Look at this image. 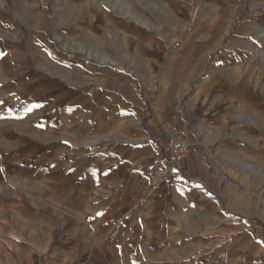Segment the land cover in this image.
<instances>
[{
    "label": "crops",
    "instance_id": "obj_1",
    "mask_svg": "<svg viewBox=\"0 0 264 264\" xmlns=\"http://www.w3.org/2000/svg\"><path fill=\"white\" fill-rule=\"evenodd\" d=\"M60 1L0 0V264H178L182 243L191 264H264V67L229 69L207 25L164 83L155 1Z\"/></svg>",
    "mask_w": 264,
    "mask_h": 264
},
{
    "label": "rangeland",
    "instance_id": "obj_2",
    "mask_svg": "<svg viewBox=\"0 0 264 264\" xmlns=\"http://www.w3.org/2000/svg\"><path fill=\"white\" fill-rule=\"evenodd\" d=\"M50 1L52 5L62 3L60 0ZM153 1L156 2V0ZM159 1L157 0V2ZM155 2H148L147 13L150 20L164 25V28H158L156 32L163 42V75L161 79L164 83H168L170 79L176 85L178 81L187 78V70L191 68V51L197 52L195 46H202L203 41L201 39L205 35L207 25L211 26L212 37L224 36L221 50L224 51L227 47L231 48L229 50L231 54L228 62L229 69L250 68L255 62L264 67V10L259 9L264 6V0H188L191 3L189 9L186 8V0H162V6L157 10L153 8ZM53 25L54 21L51 25L52 33ZM167 27L171 28L168 29ZM66 30L68 39L74 43L63 46L71 51H78L77 43H85V40H90L89 35L94 29L90 26L78 31L71 27L66 28ZM99 30L101 32L99 39H107L108 28L104 27ZM243 37L246 42L248 40L253 41L255 49H252L253 44L251 42L236 43L237 39ZM87 45L84 47L90 52L92 49ZM256 49L260 51V60L257 58L253 60L252 58V54L257 52ZM237 52H244V57L241 58ZM195 55L196 58L199 57L198 54ZM215 55L216 52H213L206 67L213 66ZM189 84L191 88V81ZM261 226L262 228L256 236L259 239H264V224ZM257 231H259L258 228ZM199 241L196 239L194 242L199 245ZM227 242L235 243V237H229ZM194 252L191 250V245L182 243L178 264H191V257Z\"/></svg>",
    "mask_w": 264,
    "mask_h": 264
},
{
    "label": "built area",
    "instance_id": "obj_3",
    "mask_svg": "<svg viewBox=\"0 0 264 264\" xmlns=\"http://www.w3.org/2000/svg\"><path fill=\"white\" fill-rule=\"evenodd\" d=\"M165 151L168 155L167 163L176 167L184 163L189 157V145L183 131H174L167 138Z\"/></svg>",
    "mask_w": 264,
    "mask_h": 264
}]
</instances>
